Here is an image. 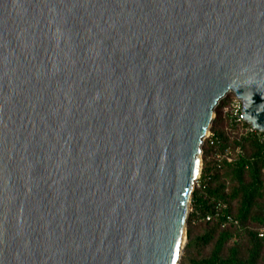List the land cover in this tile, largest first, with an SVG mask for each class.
Wrapping results in <instances>:
<instances>
[{
  "label": "water",
  "instance_id": "water-1",
  "mask_svg": "<svg viewBox=\"0 0 264 264\" xmlns=\"http://www.w3.org/2000/svg\"><path fill=\"white\" fill-rule=\"evenodd\" d=\"M228 94L264 134V0H0V264H179Z\"/></svg>",
  "mask_w": 264,
  "mask_h": 264
},
{
  "label": "trees",
  "instance_id": "trees-1",
  "mask_svg": "<svg viewBox=\"0 0 264 264\" xmlns=\"http://www.w3.org/2000/svg\"><path fill=\"white\" fill-rule=\"evenodd\" d=\"M233 99L218 104L202 145L179 264H264V134L247 132Z\"/></svg>",
  "mask_w": 264,
  "mask_h": 264
},
{
  "label": "built area",
  "instance_id": "built-area-1",
  "mask_svg": "<svg viewBox=\"0 0 264 264\" xmlns=\"http://www.w3.org/2000/svg\"><path fill=\"white\" fill-rule=\"evenodd\" d=\"M232 114L234 116H238V118L241 120V103L239 100H237L236 98L234 100H232ZM242 121V120H241ZM247 132L251 133V132H256L255 130H253L251 127L247 130ZM258 133V132H256ZM258 134H261V133H258ZM209 133L208 135L206 136L205 139H208L209 138ZM196 185V184H195ZM260 238H264V232L261 233L259 235Z\"/></svg>",
  "mask_w": 264,
  "mask_h": 264
},
{
  "label": "rangeland",
  "instance_id": "rangeland-1",
  "mask_svg": "<svg viewBox=\"0 0 264 264\" xmlns=\"http://www.w3.org/2000/svg\"><path fill=\"white\" fill-rule=\"evenodd\" d=\"M234 97L232 94H228L221 102H225V101H227L228 99L230 100V97ZM234 99H235V97H234ZM233 99V100H234ZM216 110V109H215ZM229 110L232 112V101H230L229 102ZM225 111V110H224ZM210 130V129H209ZM201 150H202V148H201ZM201 167H202V156H201ZM190 203H191V201H190ZM189 207H190V205H189ZM186 245V244H185ZM184 250V249H183Z\"/></svg>",
  "mask_w": 264,
  "mask_h": 264
}]
</instances>
